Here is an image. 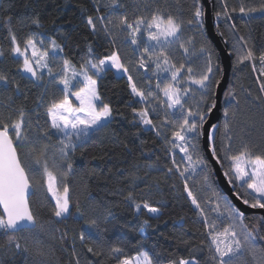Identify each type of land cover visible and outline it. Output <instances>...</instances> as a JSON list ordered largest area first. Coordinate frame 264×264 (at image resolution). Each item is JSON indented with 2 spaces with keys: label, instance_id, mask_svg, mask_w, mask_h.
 <instances>
[{
  "label": "trees",
  "instance_id": "obj_1",
  "mask_svg": "<svg viewBox=\"0 0 264 264\" xmlns=\"http://www.w3.org/2000/svg\"><path fill=\"white\" fill-rule=\"evenodd\" d=\"M109 2L110 0H0V49L5 52V56L0 57V72L9 77L6 90L0 85V118L10 117L15 120L18 117L17 109L23 107L33 123L29 135L35 136L39 128L50 123L46 115L47 104L61 96L57 90L61 86L49 83L47 77H44L43 83H37L18 71L22 59L11 54L5 20L12 18L11 29L21 43L32 33L39 34V38L55 39L64 49L62 56L71 60L79 69L84 60L90 58L89 45L96 58H103L112 51L121 49L122 38L121 42L117 39L114 47L110 38L102 31L99 20L96 21L98 30L95 34L86 25L87 16L92 15L95 19L108 13L109 10L104 5ZM130 2L131 0H119L124 8L114 11H126L131 19L138 14L139 9L130 8ZM153 2L165 13L187 21L192 17L196 0ZM213 3L216 34L232 56L230 81L223 96L222 117L214 133L215 147L221 158L225 150L235 154L245 145L254 154L264 155V93L260 91V84L264 82V76L260 75L262 65L258 59L238 62V57L243 56L248 49L257 56L264 52V15L259 11L242 15L239 11L241 6L246 9L259 8L264 5V0H213ZM199 4L205 10L202 0H199ZM225 4L231 19L224 16L217 19L216 13L224 12ZM98 6L99 12L96 11ZM152 6L155 7L154 4ZM233 8L236 11L233 12ZM35 17L41 21L39 28L31 24V18ZM22 20L25 23H20ZM188 27L190 26L185 24V30ZM194 34L198 49L204 46L212 50L213 71L210 77L213 88L208 93L211 102L215 99L216 88L223 74L221 58L205 29ZM16 85H19V92L16 91ZM98 88L104 102L112 107L114 120L110 127L98 133L83 147H78L71 156L73 173L66 181L70 187L71 215L58 220L52 213L54 203L46 186L41 180L34 182L30 205L38 221L37 226L31 233L24 234L27 239L20 240V250L0 235V264H77V261L79 264H116L109 254L111 245L121 246L125 250L124 254L135 256L139 250L138 242L142 239L145 240L143 249L150 251L159 264H171L172 260L180 257H195L200 264H213L210 259L212 254L208 251L212 246L209 229L187 199L183 179L175 171L168 172V168L173 167L167 150L169 146L155 132L146 130L138 122L133 108L139 110L143 105L137 103V97L132 96L127 76L111 73L105 75L98 81ZM233 95L235 99L232 98ZM41 96L42 105L39 99ZM237 100L239 104L236 103ZM225 110L229 112L228 117L223 114ZM228 136H231L230 141ZM58 139V136L52 135V139L45 142L56 144ZM229 144L231 146L227 147ZM39 147L38 145L37 148ZM200 150L207 159L201 138ZM227 165L228 161L225 160L223 172L227 170ZM209 169L212 188L224 196L210 163ZM188 184L204 207L205 199L211 196V189H206L193 180L188 181ZM235 191L243 196L238 184ZM129 192L137 202L147 200L159 207V215L152 216L146 210L137 213L134 204L126 198ZM77 204L84 212L83 217L77 213ZM109 211L112 217L104 223V216ZM261 217L263 216L249 215L246 216V222L250 226L260 225L261 234H264ZM86 219H96L102 229L94 241H86L93 248L102 250L104 254L101 256L89 253L80 240L82 230L86 234L96 232L87 227ZM145 219L149 220L148 226L143 224ZM142 228L143 232L140 231ZM257 243L264 247V242ZM25 247L27 251H24ZM258 253L264 256V252ZM237 263L254 264L249 253L242 254Z\"/></svg>",
  "mask_w": 264,
  "mask_h": 264
},
{
  "label": "snow or ice",
  "instance_id": "obj_2",
  "mask_svg": "<svg viewBox=\"0 0 264 264\" xmlns=\"http://www.w3.org/2000/svg\"><path fill=\"white\" fill-rule=\"evenodd\" d=\"M104 6L109 10L105 15L97 16L95 19L92 15L86 17V25L91 32L93 34L97 32L96 21L99 20L102 31L110 38L114 47L117 39L122 37L133 46L134 53H139L136 61L139 68L148 72L149 65L154 64L153 75L170 73L171 78L155 85L158 92L151 88L147 91L140 89L118 50L112 51L110 55L103 58H96L92 55L91 45L88 46L90 58L84 60L77 69L71 60L58 55L64 49L55 39L49 38L47 45L41 48L38 44L45 45L44 39L38 38L39 34L32 33L21 43L11 29L12 18L8 17L4 23L8 27L10 51L13 56L22 59L18 71L37 83H43V73L46 69L47 76L51 78L49 83L62 87L57 89L61 93L60 98L52 100L46 106V115L50 123L46 127L39 128L35 136L29 135L33 123L23 107L17 109L18 117L15 120L10 117L0 118V209H2L0 211V235L5 237L10 245L20 250V240L27 239L24 234L34 230L36 216L30 205V190L37 180L42 181L55 201L52 208L53 215L59 219L71 215L70 187L66 182L73 173L71 156L78 147H83L98 133L110 127L114 120L113 109L110 104L104 102L98 88V81L111 73L116 76L120 74L127 76L132 96L138 97L137 103L144 105L139 110L133 108L138 122L145 126L146 130L155 132L169 146L167 150L173 167L168 168V172L175 171L183 179L187 199L190 200L209 229L208 235L212 246L208 251L212 254L210 259L213 264H237L239 255L245 251L251 252L254 256L257 252H264V247L257 243L258 241L264 242V234H261L260 225L250 226L246 222L245 213L231 200L212 188L209 161L201 154L200 138L206 137L212 160L221 167H224L225 160L228 161L227 170L223 172L227 183L234 189L238 184L243 191V196L236 191H233L232 195L248 208L264 209V155L254 154L252 149L245 145L240 152L235 154H230L225 150L221 158L214 144L216 125H209V130H205L208 117L217 107V101L212 99L209 102L208 95L213 88L210 77L213 71L210 48L201 46L199 49L205 60V71L198 78L191 75L193 71L191 67L187 68L189 73L187 81L190 85H196V88L181 89L177 86L178 77L185 69V64L181 63L177 66L173 63L169 50L178 47L183 49L185 55L190 54L187 45L192 44L193 38H185L184 29L187 24L188 26L195 25L196 31L203 30L205 12L199 0H196L192 17L187 21L171 13H165L159 6L153 7L152 0H144L145 13L134 15L131 19L126 11H114V9L124 8L119 0H110ZM224 8V12L216 13L217 19L221 16L231 19L227 13L226 4ZM148 9L151 10L148 11ZM96 11H100L99 6ZM232 11L236 9L233 8ZM239 11L242 15L257 11L264 15V5L249 9L241 6ZM20 23L23 24L25 21L22 20ZM31 24L37 28L41 27L38 17L31 18ZM4 56L5 52L0 49V57ZM257 59L262 65L260 75L264 76V52L257 56L251 49H248L243 56L238 57V62L244 63ZM57 63L61 67L60 73H55L50 66V64ZM157 79L158 81L160 79L158 75ZM179 82L182 83L183 80ZM216 83L218 84V81ZM8 84V75L0 72V85H3L6 90ZM16 91H20L19 85H16ZM260 91L264 93V82L260 84ZM159 93H163V99L160 98ZM197 95L198 99H196ZM70 96L75 97L79 102L78 106L73 105ZM184 97L193 99L194 104L188 105ZM232 98L235 99V96L233 95ZM39 99L42 105L43 96ZM236 103L239 104V101L237 100ZM156 105L165 109L164 118L159 127L149 111L151 109L153 113L157 112ZM172 109L176 112L170 111ZM223 114L225 117L229 116L227 110ZM36 123L39 124V121ZM227 127L228 121L226 120L225 128ZM168 131L171 133L170 138L165 134ZM52 135L59 137L57 143L45 142L50 141ZM227 139L230 141L231 136ZM38 145L39 148H37ZM230 146L229 144L227 147ZM176 149L182 154L180 162L176 159ZM189 179L206 189H211V196L204 201L209 206L207 210L202 207L201 201L190 188ZM126 198L134 204L137 213L146 210L152 216H158L161 211L159 207L153 206L147 200L137 202L131 192ZM76 210L79 216H84L78 204ZM210 213L214 215L210 216ZM111 217L112 214L109 211L104 216L103 222L107 223ZM224 221L228 222L227 226L219 229L217 225ZM261 221L264 222V217H261ZM85 224L88 228L95 229L96 232L86 234L82 230L81 242L94 256L103 255L102 250H97L86 242L94 241L102 231L98 221L86 219ZM143 224L148 226L149 220L145 219ZM140 231L143 232L144 229ZM144 242L143 239L138 242L139 250L135 256L124 254V248L118 245H111L109 254L115 259L116 264H159L150 251L143 249ZM24 251H27L26 247ZM171 264H200V261L195 257H180L178 260H172Z\"/></svg>",
  "mask_w": 264,
  "mask_h": 264
},
{
  "label": "rangeland",
  "instance_id": "obj_3",
  "mask_svg": "<svg viewBox=\"0 0 264 264\" xmlns=\"http://www.w3.org/2000/svg\"><path fill=\"white\" fill-rule=\"evenodd\" d=\"M153 1L154 0H152V5L154 4L155 7L158 6ZM132 7H133V9L134 8H138L139 9L138 14H136V15L145 13L144 0H131L130 8H132ZM150 10L151 9H148V11H150ZM188 28H186V30L189 31L188 33L184 29V35H185V38H188V37L193 38L192 44L187 45V47L189 48V53L190 54L189 55H185L184 52H183V49H180L178 47L169 50V54L171 56V59H172L173 63L177 64V66H179V64H181V63L185 64V69L180 73V77H178V83H177V86L180 87L181 89H183L184 87H191L193 89L196 88V85H190L188 83V81H187V76L189 75V73L187 72V68L188 67H191L193 69L191 75L194 76V77H197V78L199 77L200 74H202L205 71V60H204L202 54L199 52V49L196 46V43H195V40H194V38H195V34L194 33L196 32V30H195L196 26L192 25V26H190ZM203 29H205V25H204ZM118 40H119V42L122 41L121 44H123L124 46H121V49L120 50L117 49V50L120 52L122 59L125 61V63L129 67L130 73H131V75L133 77V80L136 83L137 87L140 88V89H143L145 91H147L149 88H151L153 91L158 92V90L156 89L155 85L158 82L165 81L166 79L170 80V78H171L170 77V73H158L157 75L160 78L159 81H158L157 75H153V71L155 70V65L154 64H150L148 72H145L144 69L139 68L138 64H136V61L138 60V57H139V53H134L133 52V46H131L129 44V42L123 40V38H122V40L120 38H118ZM145 40H146V37H145ZM44 41H45V45H39L38 44V47L43 48L44 46H46L47 42H48V39H44ZM51 54L52 53L50 52V55ZM29 55H30V53H29ZM58 55L62 56V53H59ZM50 66L53 68V71L55 73H60L61 72V67L59 66L58 63L57 64H50ZM43 74H44V77H47L49 80H51V78L47 76V70L46 69L44 70ZM211 74H210V76H211ZM119 76H123V74H120ZM78 79H79V77H78ZM180 80H183V82L180 83L179 82ZM149 81H151V83H149ZM159 95H160V98L163 99V93H159ZM198 98H199V96L197 95L196 99H198ZM70 99H71V101H72L74 106H78L79 102L75 99L74 96H70ZM184 99L188 101V105H193L194 102H195L193 99H189V97H184ZM138 100H139V98H138ZM156 107H157V112L153 113L151 109H149V111H150V115L154 116L156 118V121H154V122L159 127L161 122H162V120H163V118H164L165 109L160 107L159 105H156ZM170 111L176 112L175 109H172ZM176 115H178V113H176ZM165 134L170 138V136H171L170 131L166 132ZM176 153H177L176 159H177V161L180 162V156L182 154L179 153L178 149H176ZM190 180H192V179H189L188 181H190ZM48 195H50V198L53 200V203L55 204V201L52 198V195L50 193H48ZM202 197L205 198L204 196H202ZM227 199H229V198H227ZM204 207L207 210V208L209 206L205 204ZM209 215L211 216V215H214V214L210 213ZM57 219L60 220L59 218H57ZM227 223H228L227 221H224L223 223H219L217 225V227L219 229H222L223 227L227 226ZM210 243H211V240H210ZM244 253L251 254L252 262L254 264H264V256L263 255H259L258 252L255 254V256L249 251H245ZM240 256L241 255H239V258H240Z\"/></svg>",
  "mask_w": 264,
  "mask_h": 264
},
{
  "label": "water",
  "instance_id": "obj_4",
  "mask_svg": "<svg viewBox=\"0 0 264 264\" xmlns=\"http://www.w3.org/2000/svg\"><path fill=\"white\" fill-rule=\"evenodd\" d=\"M202 3L205 8L204 25L206 34L207 36H209L212 44L216 47L219 57L221 58L223 68L221 82L216 88L217 91L215 100L217 101V107L212 111V113L208 117V124L205 125V130L207 131L209 130V125H218L219 121L221 120L223 96L227 90L232 70V56H230L228 49L222 42L220 36L216 34L214 17L212 14V7L214 5L213 0H202ZM201 145H203L205 156H207L210 166H212L213 168V174L216 177L217 185L222 190L224 196L229 198V200H231L236 207L243 211L245 213V216L262 215L264 217V209L248 208L246 205H243L239 200H237L235 196L232 195V192L235 191V189L232 185H229L227 183V178L223 175L222 167L217 164L214 160H212L210 147L206 141V137H201ZM32 194L33 188L30 190V199L32 197ZM36 226L37 221L35 227Z\"/></svg>",
  "mask_w": 264,
  "mask_h": 264
}]
</instances>
